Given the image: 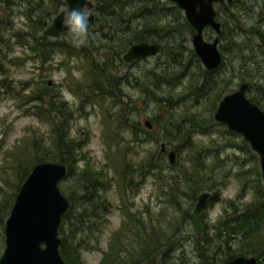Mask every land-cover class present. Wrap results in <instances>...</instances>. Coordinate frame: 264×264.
Here are the masks:
<instances>
[{"label": "trees", "instance_id": "obj_1", "mask_svg": "<svg viewBox=\"0 0 264 264\" xmlns=\"http://www.w3.org/2000/svg\"><path fill=\"white\" fill-rule=\"evenodd\" d=\"M138 4V2H133L126 5L124 0H101L96 9V25L62 32L69 33L70 40H68L59 37L52 38L45 34V29L52 22L54 15L66 5L65 0H0V99L3 97L1 92L3 89L4 96L13 98L17 102L20 101V105L31 103L29 107L23 109V113L35 114L49 125L47 132L30 125L31 128L24 136L4 150L0 164V251L5 245L1 244L5 221L16 194L34 165L41 161H58L67 164L68 170L64 178L76 174L77 178L79 177L81 189L86 193L81 195V199L83 203L88 204L89 210L84 207L77 211L75 217H72L71 213L78 208L79 205H77L74 210L68 208L62 218L60 228L63 237L60 250L66 264H82L84 247H94L90 240H84L85 238L80 235L83 230L87 231L85 236L90 239L96 234L99 236L104 231L111 207L109 208L108 198L100 192V189L102 187L106 191L111 179L95 167L90 157L84 154L82 150L85 143L79 140V136H72L71 118L62 110L63 105L66 104V101L61 99L62 88L51 78V75L55 68H59V65L65 66L70 74L67 77L72 81L68 84L69 88L88 103L102 106L106 98H98L99 96L109 97L111 94L114 98L115 94H112V91L111 93L105 92L106 88L112 85L108 67H114V60H105L101 63L94 53L101 48H107L111 53L124 54L134 41L150 38L145 36L146 29L153 27L159 30L168 29L166 26L169 25V21L161 17L159 12L155 13L157 18L149 19L146 26L134 29L132 27L133 17L141 15L140 12L147 15L143 11L145 7L147 11L155 8V5L150 6L149 3L143 6ZM133 8H135L133 13L128 16L127 10ZM168 14L166 13L165 16ZM175 14H177L174 20L176 29L185 27L189 31H195L189 20L181 11L179 12L178 6ZM16 16H20L21 21H18ZM125 17L128 19L126 20ZM96 26L99 28H95ZM169 26L172 27L171 24ZM93 29L101 32L98 40L88 38V35L86 38H81V32L90 33ZM160 34H162L161 31L149 36H152L150 39L159 43L160 51L173 49V46L171 47L168 42L161 39ZM72 37L74 40H71ZM95 42L101 45H96ZM191 51L194 52V50ZM59 54L62 55L60 61ZM76 57L81 59L82 65L86 64L87 71L84 70L81 76L85 78V82L80 81L73 74L70 66L72 59ZM29 59L33 61L39 73L35 72V75H29L28 78L17 81L12 67L21 65L22 60L27 62ZM186 65H181L178 72L175 71L177 73L165 72L167 78L164 80L158 79V75L157 85H162L163 82L169 80L170 83L175 84L176 81L173 79L185 72ZM219 70L220 68L215 70L205 68L200 72L198 69L193 71L187 77L188 81L177 98L181 105L170 104L171 116L166 120L161 119L158 114L153 116L151 118L152 128H143L141 119H131L130 115H128V120H125L122 117L124 114L122 110L118 115L102 113L105 128L102 132L104 136L106 135L110 154L114 157L112 160L115 172L113 177L117 179L119 185L123 221L109 239L108 247L103 251L98 264H179L178 260L184 257L180 254L184 251H181V245L177 242L176 232H173L174 230L166 220L168 218L160 219L152 215L150 220L140 219L138 213L125 199V191L128 188L133 189L129 177H132L133 173L127 168L131 161L134 165L139 164L138 170L141 172L146 173L149 169L159 170L158 179L165 182H158L165 189L166 185H173L174 179L167 180V174L162 172L167 168V164L170 167L175 166L177 160L171 164L157 151L147 153L137 160L139 162L134 161L132 157L128 158L132 151L129 146L121 144L123 138H118L120 129L115 127L117 123L134 130L135 133L139 125L138 127L142 129L140 131L155 135H157L155 128H162L165 125L167 131L164 133L173 135V140L178 141L177 146H181L179 153L182 148L189 150L187 152L189 157L186 158L187 160L183 159V167L180 171L191 189L192 201L196 200L197 193L203 189L213 191L207 201L209 205L221 198L223 183L219 181V178H223L224 174L220 173L222 167L218 163L221 159L220 153L215 152L217 150L213 144L215 141L204 142L194 138L195 134H209L214 131V116L211 113L203 116V112L201 113L203 109L200 110L199 107L194 106L202 100L203 104L211 102L209 108L211 112L216 109L218 100L230 83L227 76L220 74ZM25 90L29 93L25 94ZM170 91H168L169 101L175 98V94L172 95ZM175 118L177 120H174ZM144 125L146 126L145 122ZM9 129L10 127L4 125L0 117V134H7ZM110 131H112L111 135H109ZM109 139H119L117 146L115 143L111 144ZM154 139L158 140L159 137ZM224 140L232 142L226 137ZM0 149H3L1 145ZM201 151L204 152L201 153ZM80 160L85 161L81 168L78 166ZM238 176L241 180V176ZM256 176L255 181L241 180L243 190L238 196L240 199L250 189L253 192V200L244 204L238 203V198L227 200L222 207L221 214L213 222L215 227L213 237L202 240V245L198 237L199 257L202 264H224L238 254L249 252L261 257L262 261L264 260V182L260 171L256 173ZM178 186L182 187L180 183ZM60 187L63 188L61 184ZM161 211L164 210L161 209ZM226 235L237 243L236 246H233L229 239H225Z\"/></svg>", "mask_w": 264, "mask_h": 264}, {"label": "rangeland", "instance_id": "obj_2", "mask_svg": "<svg viewBox=\"0 0 264 264\" xmlns=\"http://www.w3.org/2000/svg\"><path fill=\"white\" fill-rule=\"evenodd\" d=\"M101 0H93L94 2V10L97 12L98 3ZM127 4L138 2L142 6L148 3L151 5H155V8L151 11H147L145 8L143 9L144 13L147 15H143L141 12L139 16L133 17L132 27L141 28L142 26H146L149 19L154 20L157 18L156 12L161 13V17H163L166 21H169V25L166 26L168 29L159 30L155 27L146 29L145 36H149L151 34H156L158 32H162L160 34L161 39L164 42H168V44L173 49L160 51L157 54L147 55L141 59L135 60L133 62H128L124 59L123 54L111 53L107 48H101L96 53L97 58L101 63H104L105 60H114V67H108V70L111 74V83L112 85L108 86L105 92L115 94V97L109 94V97L105 95H101L98 98H106L104 105L99 106L97 104H91L87 101L79 98L68 86L72 81L69 77H67L68 69L65 66L59 65V68H55L51 75V78L56 81L62 88V97L66 104L63 105L62 110L65 111L71 118L72 125V136H79V140H81L84 144L83 152L87 157H90L92 163L95 167L99 168L100 171L105 173L108 178L111 179L109 188L104 190L101 187L100 192L103 193L108 199L107 203H109V208L111 207L110 212L107 215V224L104 231L99 234V236L94 235L92 239L86 237V230H83L80 235L85 238L84 240H90L91 244L94 246L93 248L84 247L82 251V264H98L101 257L103 256V251L107 249L109 239L111 238L114 231H116L122 221V211H121V200L120 193L118 191V182L117 179L113 177L114 166H113V158L109 151V144L106 141L103 131V122H102V113L115 115L120 112V110L124 111L122 117L125 120H128V115L131 116V119L140 118L143 128L147 127L144 125V122L147 118L151 120V118L155 115H159L161 119H168L171 116V111L169 105H181L177 99L180 91L183 89L185 83L188 81V76L197 70L200 72L202 69H205V66L197 55L195 48L192 42V34L194 32L189 31L185 27H181V29H176L174 27V20L177 18V14L173 15V11H177L174 7L175 3L171 0H124ZM138 4V5H139ZM261 3L259 2L257 7H255L256 12L261 7ZM132 8V7H130ZM132 10H127V15L130 16L133 13ZM218 16L221 21L224 22V27L226 29V37L224 39V44L222 50L226 54V65L223 68H228L233 66L237 69L239 60L232 59L231 60V51L229 52V48L231 45L229 44L231 41L226 39L229 36V32L231 29H234L236 26L235 18L228 16V14L222 12V9L217 6ZM179 10V9H178ZM221 10L222 13H219ZM170 12L167 16L166 13ZM184 15L182 10L179 12ZM136 14V13H135ZM137 15V14H136ZM18 21L20 16H16ZM247 25H259L260 28L264 29V24H257L256 21H259V18L256 15L252 17H245ZM127 20L128 18L125 17ZM95 28H99L96 26ZM81 38H94L98 40V37L101 36V32L96 29L91 30L90 33L81 32ZM204 36L208 40H213L217 33L212 27H206L204 30ZM54 38V37H52ZM60 39H68L70 40L69 33H62L59 36ZM145 38V37H144ZM149 38V39H150ZM229 38V37H228ZM146 39V38H145ZM71 40H74L72 37ZM259 41V39H256ZM96 45H101V43H94ZM93 44V46H94ZM191 50H194L192 52ZM248 54V52L246 51ZM62 58V55L59 54V61ZM259 60L263 59L261 73L264 72V58L260 55H257ZM60 64V62H59ZM186 69L184 73H180L177 78L173 79V82L169 81L163 82L162 85H157L158 79H166L167 75L165 72H178V69L181 68V65H185ZM70 66L72 68L73 74L76 75L80 81L85 82V78H81L83 71L86 70V64L82 65L81 59L78 57L73 58ZM107 66V65H106ZM14 77L18 81L19 79H26L29 75H35V72L38 74L39 70L35 68L34 63L31 59L27 62L22 60L21 65H14L12 67ZM175 72V73H177ZM71 74V75H73ZM159 75V77H158ZM158 77V79H157ZM168 80V79H167ZM15 81V82H17ZM172 81V80H171ZM238 78H235L233 83H230L228 87L225 88L223 93L231 92L238 86ZM176 86V87H174ZM79 86L77 85V88ZM171 90L175 94V98L173 100H168L169 95L168 91ZM2 92V99H0V117L2 118V122L4 125L10 127L7 134H0V145L3 149H0V164L4 155L5 148L12 146L17 139L24 136L28 129H30V125H34L36 128H42L44 131H48L49 125L48 123L40 120L38 116L32 113H23V109L29 107L31 103L21 104V102L15 101L13 98H9L8 96H4V90ZM25 94H28L29 91L25 90ZM17 102V103H16ZM200 103V104H199ZM64 104V103H63ZM193 104V103H192ZM116 105V106H114ZM211 102L203 104L202 100L198 102L197 106L199 107L201 113L203 112V116L205 114L211 113L214 116V111H210ZM123 109H122V108ZM177 116V115H175ZM178 118V117H177ZM215 118V117H214ZM110 118L108 117V120ZM174 120H177L176 118ZM214 131L209 134H195L194 138L200 139L201 141L212 142L215 141L214 147L217 148L216 153H220V163H218L222 168L220 169V173L224 174L223 178H219V181L223 183L221 189V198L215 200L214 204H210L207 202L205 209L202 212V218L204 219L205 229L202 235H198L196 231L192 218L190 214L197 202L198 195L204 191L209 190L211 195L213 193L212 189H203L197 193V197L195 201H192L191 198V189L187 184V180L185 179L183 173L180 171V168L183 167V159L189 157L188 149H183L179 153V149L181 148L177 146L178 141L173 140L174 136L171 134H166V128L164 122L162 121V128H155V133L157 135L149 133L146 134L140 127L137 125V133L133 132L134 130L127 129L122 124H116L115 127L119 128V139L123 138L122 145H127L131 149V154L128 158L135 159L134 161L139 162L143 156L147 153L160 152L162 142L166 143V151L162 152L161 155L166 158L167 162H169L168 158V150L176 149L177 150V163L175 166L170 167L167 164V168L164 172L167 174V180L174 179L173 185H166L165 189L160 186V183L165 182L159 178V170H150L149 169L144 172L139 171L138 165H134L133 161L128 165L129 172L133 173V176H129L131 179V184L133 189L128 188L125 191V199L134 211L138 213L140 219L144 218L150 220L152 215L153 217H158L160 219H166L168 224L171 226V229L176 232V238L179 245H181V251L184 253H180L184 257H181L179 264H202L201 259L199 257V249H198V237L200 238L201 245L202 240L205 238L213 237L215 233L214 220L218 218V216L222 212V207L225 202L229 199H237L238 196L242 194V182L249 179L250 181L256 180V173L261 172V165L258 153L251 147L250 143L244 138L243 134L240 132H228V128L214 119ZM132 123L128 121V123ZM227 128V129H226ZM125 129V130H124ZM105 131V128H104ZM170 131V130H169ZM172 134H175L174 131H171ZM48 135V133H46ZM112 134V131L109 132V135ZM159 139H154V138ZM232 140V142H228V140H224V138ZM150 138V139H148ZM218 138V139H214ZM119 139H109L111 144L115 143L117 146V142ZM111 140V141H110ZM224 140V141H221ZM224 143V144H221ZM178 148H177V147ZM204 151H201L203 153ZM218 153V154H219ZM204 156V155H202ZM183 157V158H181ZM187 160V159H186ZM170 163V162H169ZM85 164L84 160H80L78 166L81 168ZM136 168V169H135ZM243 172V173H242ZM130 174V173H129ZM173 174V175H172ZM227 174V175H226ZM241 176V180L239 176ZM173 176V177H171ZM76 174H71L66 178H62L60 182L63 188L62 191L66 194V196L70 197L71 204L70 209H75L72 211L71 216L75 217L77 211L82 210L84 207L88 208L87 203H83L81 199V195L86 194L81 189V185L79 183V177L77 178ZM263 180V179H262ZM160 183H159V182ZM176 182V186L174 185ZM264 182V181H263ZM168 184V182H166ZM178 183L182 187L178 186ZM173 193V194H172ZM172 194V195H171ZM253 200V192L252 190H247L244 195L239 199L238 203L244 204ZM161 209L164 211L162 212ZM89 210V208H88ZM190 216V217H189ZM61 237V228H60ZM225 239H229L228 235L225 236ZM3 241L1 244H5V231L2 236ZM230 240V239H229ZM231 239L230 241H232ZM90 243V242H89ZM236 242L232 241V245L236 246ZM1 252V251H0ZM180 252V250H179ZM250 254H253L249 252ZM247 254V253H244ZM219 258V257H218ZM168 259H170L168 257ZM170 261V260H169ZM148 264V263H142ZM264 264V260L261 262Z\"/></svg>", "mask_w": 264, "mask_h": 264}, {"label": "water", "instance_id": "obj_3", "mask_svg": "<svg viewBox=\"0 0 264 264\" xmlns=\"http://www.w3.org/2000/svg\"><path fill=\"white\" fill-rule=\"evenodd\" d=\"M184 10L194 27L193 46L203 63L214 68L222 60L218 48L219 38L207 40L204 28L210 25L219 33L221 23L216 18L214 2L225 0H174ZM66 5L45 29V34L57 38L62 32L94 27L97 22L93 0H65ZM264 42V39H263ZM159 44L140 40L134 42L123 54L131 62L159 52ZM248 84L223 96L214 113L216 120L225 122L232 130L243 134L251 147L259 154L261 175L264 181V110L246 96ZM145 124L152 128L147 118ZM166 151L162 142L160 153ZM171 164L177 160V150H168ZM67 164L58 161H41L34 165L21 184L11 211L5 221V247L0 255V264H66L61 253L62 237L59 228L71 200L62 191L60 181L66 175ZM211 192L204 190L198 195L192 210L197 232L201 233V210ZM262 258L254 254H239L225 264H261Z\"/></svg>", "mask_w": 264, "mask_h": 264}, {"label": "flooded vegetation", "instance_id": "obj_4", "mask_svg": "<svg viewBox=\"0 0 264 264\" xmlns=\"http://www.w3.org/2000/svg\"><path fill=\"white\" fill-rule=\"evenodd\" d=\"M171 1L173 3H175L174 7L176 9L178 6V9L182 10L184 13V10L177 4L176 1H174V0H171ZM259 2L262 5L259 8V10L256 12L255 7H257ZM217 6H219L222 9V12L228 14V16L233 17V18H235V20H237L236 24H235L236 26L234 27V29H231L229 32V36H228L229 38L228 37L226 38L227 40L229 39L231 41L229 43L231 45V47L229 48V52L231 51V60L232 59H234V60L238 59L240 61L237 69H235L233 66H230L226 69L223 68L226 65V54L225 53H227V52H224V50H222V47L224 44V39H225L227 34H226V29L224 27V22L219 19ZM214 7L216 9V18L221 23V31L219 33L216 32L217 33L216 37L219 38L218 48L221 52L222 60H221L220 64L214 68H209L204 63L203 64H204L205 68L209 69V70H215L217 68H220L219 73L227 76V80L230 83H233L235 78H238L239 79L238 86L233 91L239 89L242 83H247L248 86L246 89V96L251 101L256 103L261 109L264 110V72L261 73V67H262L263 59L259 60L257 58V55H260L261 57L264 58V42H263L264 29L260 28L259 25H254V24L253 25L252 24L247 25V22L245 21L246 20L245 17H252L253 15H256L259 18V21H256L257 24H259V23L264 24V0H225L224 2L216 1V2H214ZM222 12L220 10L219 13H222ZM167 13L170 14L169 11ZM173 13H174L173 15L175 16V11H173ZM184 16H185V13H184ZM206 27H212V26L207 25ZM205 28H204V30H205ZM203 34H204V32H203ZM192 36H193V34H192ZM256 39H259V41H257ZM141 40L153 42L152 39H141ZM138 41H140V40H138ZM134 42H136V41H134ZM154 42H157V41L154 40ZM159 51H160V49H159ZM246 51L248 52V54L246 53ZM141 58H143V57H139L135 60H138ZM135 60H133V61H135ZM133 61H131V62H133ZM230 83L227 85V87L230 85ZM233 91H231V92H233ZM227 93H230V92L226 91L225 93H222V96L220 97V99L217 102L216 109L219 105V102L223 98V96ZM216 109H215V111H216ZM215 111H214V113H215ZM219 122H221L222 124H224L228 128V132H230V133L231 132H237L235 130L230 129L225 122H222V121H219ZM258 156H259V154H258ZM259 159H260V157H259ZM205 206L201 210V222L203 224V230L201 231V233L198 232L199 236L203 234V231H204L205 225H206V224H204V219L202 218V212L205 209ZM190 216L192 218V213ZM192 221H193V218H192ZM193 224H194V221H193ZM199 238L202 239L203 236H201ZM4 247H5V245H4ZM3 249L1 250L0 255L3 252ZM247 254H250V253H247Z\"/></svg>", "mask_w": 264, "mask_h": 264}]
</instances>
